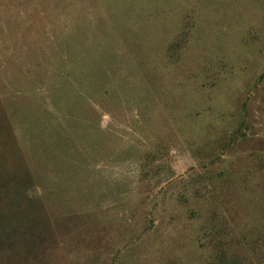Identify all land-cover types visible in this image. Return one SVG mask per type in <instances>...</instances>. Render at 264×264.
<instances>
[{"label": "rangeland", "instance_id": "obj_1", "mask_svg": "<svg viewBox=\"0 0 264 264\" xmlns=\"http://www.w3.org/2000/svg\"><path fill=\"white\" fill-rule=\"evenodd\" d=\"M222 247L264 264V0H0V264Z\"/></svg>", "mask_w": 264, "mask_h": 264}, {"label": "trees", "instance_id": "obj_2", "mask_svg": "<svg viewBox=\"0 0 264 264\" xmlns=\"http://www.w3.org/2000/svg\"><path fill=\"white\" fill-rule=\"evenodd\" d=\"M6 236H10V234L7 233ZM223 261H225L226 264H242L241 259L235 256H229V254L226 253V251L222 247V253L221 256L219 257V262H223Z\"/></svg>", "mask_w": 264, "mask_h": 264}]
</instances>
